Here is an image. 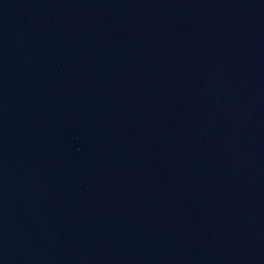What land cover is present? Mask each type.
I'll return each mask as SVG.
<instances>
[{
    "label": "water",
    "instance_id": "95a60500",
    "mask_svg": "<svg viewBox=\"0 0 264 264\" xmlns=\"http://www.w3.org/2000/svg\"><path fill=\"white\" fill-rule=\"evenodd\" d=\"M0 264H264V0H0Z\"/></svg>",
    "mask_w": 264,
    "mask_h": 264
}]
</instances>
